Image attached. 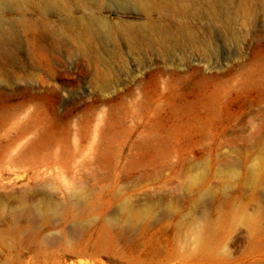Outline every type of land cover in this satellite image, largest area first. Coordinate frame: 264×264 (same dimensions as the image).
<instances>
[{"label": "rangeland", "instance_id": "374dc122", "mask_svg": "<svg viewBox=\"0 0 264 264\" xmlns=\"http://www.w3.org/2000/svg\"><path fill=\"white\" fill-rule=\"evenodd\" d=\"M249 5L192 40L116 37L99 60L24 43L0 65V264H264V0Z\"/></svg>", "mask_w": 264, "mask_h": 264}, {"label": "bare ground", "instance_id": "6f19581e", "mask_svg": "<svg viewBox=\"0 0 264 264\" xmlns=\"http://www.w3.org/2000/svg\"><path fill=\"white\" fill-rule=\"evenodd\" d=\"M244 1V14L251 15L249 4L253 0ZM232 3L233 0H0V65L20 60L24 43L28 57L38 53L48 58H69L76 49L82 57L99 60L102 43L116 37L135 48L155 41L179 42L184 37L192 40L201 28L211 25H203L201 17L214 21L220 14H230ZM1 8H5V18ZM13 11L21 15L13 18L15 23L7 17ZM136 12L142 17L134 18L132 14ZM64 48L69 57L62 53Z\"/></svg>", "mask_w": 264, "mask_h": 264}]
</instances>
